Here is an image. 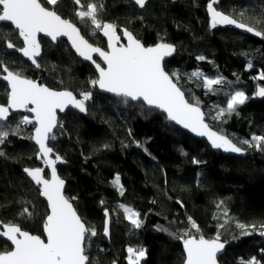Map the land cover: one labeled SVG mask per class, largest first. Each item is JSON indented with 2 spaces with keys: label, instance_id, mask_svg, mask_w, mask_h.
<instances>
[{
  "label": "trees",
  "instance_id": "obj_1",
  "mask_svg": "<svg viewBox=\"0 0 264 264\" xmlns=\"http://www.w3.org/2000/svg\"><path fill=\"white\" fill-rule=\"evenodd\" d=\"M40 2L75 23L89 42L106 47L98 30L75 15L80 6L73 0H59L56 5ZM88 2L81 0V5ZM100 2L104 6L100 18L117 25V33L126 28L146 46L168 42L176 47L173 57L164 62L165 70L178 73V85L188 101L198 102L209 125L244 148L245 155L213 151L142 102L100 93L90 83L96 80L93 68L79 60L64 40L53 44L40 38L37 62L42 75L16 49L5 46V39L17 49L22 42L10 25L0 24L4 66L33 80L41 77L49 87L70 90L80 98V93H92L84 113L67 110L59 116L55 139H49L62 158L57 169L66 181V195L86 226L97 233L87 242L91 264H127L128 247L146 250L140 264H183L182 241L168 232L189 228L188 217L199 228L193 235L213 238L220 233V241L226 242L218 257L220 264H241L253 257L264 264V235L259 227L264 224V145L257 149L242 144L253 135L264 136V98L255 97L256 87L264 86L259 79L264 73V38L211 27L210 0H147L144 8L133 0ZM214 7L239 22L253 24V17L264 19V0H218ZM201 56L205 59H198ZM194 71L210 79L222 77L223 83L209 91L202 79L190 78ZM237 91L248 97L245 102L235 112L216 118L218 108H226ZM7 93L6 84L0 81V104L7 102ZM23 116L29 115L11 113L7 121H0L9 131L0 143V220L42 236L47 205L23 171L40 166L30 138L33 123L15 131ZM117 176L123 194L113 183ZM120 205L140 213V228L131 224ZM25 208L29 214H22ZM106 219L108 236L103 234ZM237 222L256 228L242 235ZM10 248L0 239V252Z\"/></svg>",
  "mask_w": 264,
  "mask_h": 264
},
{
  "label": "snow or ice",
  "instance_id": "obj_2",
  "mask_svg": "<svg viewBox=\"0 0 264 264\" xmlns=\"http://www.w3.org/2000/svg\"><path fill=\"white\" fill-rule=\"evenodd\" d=\"M46 2L56 5L59 0H46ZM73 2L80 6L75 12L80 22L94 26L95 30L103 32L108 38L109 51L94 47L81 35V30L76 24L62 18L54 10L44 7L40 0H0V22H10L23 44L17 49L15 44L5 39V46L18 50L35 67L39 68L37 57L41 54V46L37 34L44 33L53 41L58 37L67 36L79 56L95 64L99 77L90 81L93 86L98 85L100 89L107 90L117 96L142 101L149 107L162 109L166 112L168 119L182 124L198 135L207 136L214 148L234 153L245 151L227 136L212 131L205 123L204 113L198 106V102L189 103L185 99L184 92L178 87V73L169 74L164 70L162 61L174 51L173 45L158 43L155 46L145 47L132 32L125 28L123 35L127 38V44L117 46L120 40L117 35V25L104 22L100 18V12L104 7L100 0H91L86 5H81V0H73ZM133 2L140 8H144L147 0H133ZM217 3L218 0H210L207 3L211 27L235 25L257 37L264 38V19L253 17L252 19L255 20L253 24L239 22L230 15L218 11L214 7ZM240 16L243 18L244 13H240ZM0 39H4L2 32H0ZM93 53H97L102 58L106 67H102L93 60ZM198 59L205 58L201 56ZM248 66L251 68L253 65L249 62ZM0 71L6 73L0 78L6 81L10 88L7 93V105H0V121H7L10 110L27 109L28 112L34 113L36 126L34 135L30 138L39 145L37 158L44 160V163L51 168L50 179L43 175L45 168L23 169L36 185L41 186V195L46 197L50 208V213L46 215L43 224L46 242L41 236L23 231L14 223L3 224L0 222V227L6 229L0 232V239H5L13 246L12 250L0 252V264H91L90 257L86 255L87 242L97 233L94 227L86 226L82 222L72 203L65 197L63 192L65 181L59 178L55 167L61 157L56 155L55 159L50 158L53 149L47 146L46 140L55 139L51 133L57 127V110L64 111L67 106L72 105L84 112L86 111L85 102L91 98L92 93H80L82 98L76 99L71 91L52 90L36 80L26 78L20 71L9 70L7 66L3 65L2 60H0ZM193 77L202 79L203 86L209 91L213 89L214 85L223 83L222 77L210 79L199 71L192 72L190 78ZM259 79L264 80V73L260 74ZM256 95L264 97V87L259 88ZM247 98L243 91L235 92L228 99L226 108H218L216 118L223 117L226 112L228 114L235 112L236 106L243 104ZM29 105L32 107L29 108ZM32 123L33 119L23 116L15 131L18 132L21 125ZM5 127L6 124L0 123V143H3L9 135V131L4 130ZM242 144L262 149L264 136L253 135L251 139L243 140ZM113 183L120 186L119 176ZM120 187L121 194H123L122 186ZM222 204L223 201L217 207L220 208ZM119 207L123 209L126 218L135 228L141 227L140 213L125 205ZM22 214H29L28 209H23ZM223 214L227 217L226 208ZM105 215L108 216L107 210ZM187 220L189 228L181 233L168 232L164 228L160 230L168 232L174 239L182 241L185 254L183 264H218L217 255L225 248L226 243L220 242V233L217 232L213 238H205L203 235H199L197 238L192 234V229L199 233L198 225L191 217H188ZM227 223L228 220L225 221V224ZM225 224H221L220 227L223 228ZM236 226L241 229L242 235L250 234V230L256 228V225L246 226L238 222ZM259 227L262 230L261 235H264V224ZM104 234H108L107 226H105ZM126 251L128 254L127 264H140L146 255V250L143 248L128 247ZM112 264H116V262L113 261ZM241 264H259V261L253 257L249 261H242Z\"/></svg>",
  "mask_w": 264,
  "mask_h": 264
},
{
  "label": "water",
  "instance_id": "obj_3",
  "mask_svg": "<svg viewBox=\"0 0 264 264\" xmlns=\"http://www.w3.org/2000/svg\"><path fill=\"white\" fill-rule=\"evenodd\" d=\"M41 4H42V3H41ZM42 5H43V4H42ZM43 6H44V5H43ZM44 7H46V6H44ZM46 8H48V7H46ZM49 9H50V10H53V9H51V8H49ZM56 13H57V12H56ZM57 14H58V13H57ZM208 14H209V13H208ZM58 15H59V14H58ZM61 17H62V16H61ZM209 17H210V14H209ZM62 18H63V17H62ZM210 20H211V18H210ZM72 23H73V22H72ZM0 24H7V25H10V26L15 30L14 26L11 25L10 22H0ZM74 24H75V23H74ZM76 26H77V25H76ZM217 26H221V27H226V28L235 29V30L240 31V32H247L246 30H244V29H240V28L236 27L235 25H217ZM77 27H78V26H77ZM128 31H129V30H128ZM130 32H131V31H130ZM98 33L100 34V36H101V37L105 40V42H106V47H105V48H102V47H100V46L94 45V44H92V43L89 42V41H88V42H89L90 44H92L94 47H99V48H101V49L104 50V51H109V48H108V38L103 34V32L98 31ZM81 35H82V33H81ZM117 35L120 37V40H119V43L117 44V46H120V45H126V44H127V38L123 35V30L121 31L120 34L117 33ZM133 35H134V34H133ZM134 36H135V35H134ZM19 38H20V37H19ZM40 38L48 39V40H49L50 42H52L53 44H55L56 42H59V41H61V40H64V41L67 43V45L70 47V49L72 50L73 54H74L79 60H81L82 62H84V63H86V64H88V65H90V66L93 68V70L95 71V74H96V79H98V77H99V72H98V70L96 69L95 64H93L91 61L85 60L83 57L79 56V54H78V53L75 51V49L72 47V45H71V41L68 39L67 36L58 37L57 40L53 41V40L51 39V37L47 36L46 34H44V33H38V34H37V39H38L39 43H40ZM84 38H85V37H84ZM135 38L138 39L136 36H135ZM85 39H86V38H85ZM20 40H21V42H22V39H21V38H20ZM86 40H87V39H86ZM138 40H139V39H138ZM140 42H141V41H140ZM141 43H142V42H141ZM158 43H165V44L173 45V44L168 43V42H158ZM158 43H156V44H158ZM142 44H143V43H142ZM156 44H154V45H149V46H146V45H144V44H143V45H144L145 47H150V46H155ZM22 46H23V44H22ZM40 46H41V43H40ZM173 46H174V45H173ZM41 51H42V46H41V48H40V53H41ZM175 51H176V47L174 46V51L171 53V55L166 56V57L163 59V61H162V66H163V68H164V62H165L166 60H169L171 57H173ZM17 53L19 54V56H20L23 60L28 61V62H29V63H30V64H31L36 70L40 71L42 75L45 74V73L41 70L40 67H39V68L35 67V66L31 63V61H29L28 58L24 57V56L22 55V53H20L18 50H17ZM40 55H41V54H40ZM92 56H93V60H95L96 63H99L102 67H106L105 62L102 60V58L99 57V55H98L97 53H93ZM39 57H40V56H39ZM39 57H37V60L39 59ZM37 63H38V62H37ZM9 70H10V69H9ZM164 70H165V68H164ZM165 71H166V70H165ZM166 72H167V71H166ZM167 73H168V72H167ZM3 75H6V73L2 72V75H1L0 77H2ZM26 78H27V77H26ZM35 80H36L38 83H41V84L47 86L48 88H50V89H52V90H55V91H63V90H65V89H54V88L49 87L47 84H45V83L43 82V80H42L41 77H39V78H37V79H35ZM0 81L3 82L4 84H6V86H7V88H8V92H9V91H10V88H9L8 83H7L6 81H4L2 78H0ZM174 82H175V81H174ZM96 87H97V89L99 90L100 93H102V94H106V95H108V96H110V97H113V98H123V99L129 100L130 102H138V100H137V101H134V100H131L130 98L117 96L116 94L111 93V92H108L107 90L100 89L98 85H96ZM178 87H179V85H178ZM261 87H264V86H257V87H256V90H255V97H256V98H259V99L264 98V97H261V96L256 95L258 89L261 88ZM67 91H70V90H67ZM181 91H182V90H181ZM72 93H73V92H72ZM73 95L76 97V99H81L79 96L75 95L74 93H73ZM185 99H187L186 96H185ZM187 100H188V99H187ZM140 102H142V101H140ZM7 103H8V99H7V102H6L5 104H0V105H5V106H6ZM142 103L144 104V106H145L146 108H148V109H152V110H155V111H158V112H160L161 114H163L164 117H165V118H166V119H167V120H168V121H169L174 127L178 128L179 130L185 132L186 134L190 135L191 137H193V138H195V139L202 140V141L206 142V144H207V145H208L213 151H218V152H221V153H223V154H225V155H233V156H235V155H236V156H244V155H245V152H242V153H234V152L225 151V150H223V149H217V148H214V147L212 146V144H211V141L207 138V136H201V135H198L197 133L192 132L190 129L185 128L182 124H179V123H177L176 121H172V120L168 119L166 112H164L162 109H158V108H154V107H149V106H147L144 102H142ZM189 103H192V102L189 101ZM31 107H32V105H29V108H31ZM85 107H86V105H85ZM200 108H201V107H200ZM67 110H73V111H76V112H78V113H80V114L85 112V111H84V112H81L78 108H76V107H74V106H72V105L67 106V107L64 109V111H60V110L58 109L57 112H56V115H57V127H55V128L53 129V132L51 133L52 136L54 135V133L56 132V130H57L58 126H59V121H58L59 116H60V115H63ZM201 111L204 113V111H203L202 108H201ZM18 112H23V113L29 115L31 119H33V129H32V132H31V136H33V135H34V132H35V126H36V123H35V120H34V113H30V112H28L27 109L10 110V114H11V113H18ZM9 116H10V115H9ZM204 120H205V123H207V124L209 125V123H208L207 120H206V115H205V113H204ZM209 128H210L212 131L217 132L219 135H223V134L219 133L218 131H216L215 129H213L210 125H209ZM224 136H226V135H224ZM227 138L230 139L228 136H227ZM49 139H50V138H49ZM49 139L46 140V144H47L48 147L51 148V146L49 145ZM230 140H231V139H230ZM232 142H233V141H232ZM31 143L36 147V149H37V153H38V151H39V145H37L33 139H31ZM233 143H234V142H233ZM234 144H235V143H234ZM236 145H237V144H236ZM237 146H238V145H237ZM238 147H239V146H238ZM56 155H58V154L55 153L54 150H53V152L50 153V158H51V159H55V156H56ZM38 161H39V164H40V166H38V167L45 168V173H46V174H45V173L43 174L44 177L47 178V179H50V178H51V168L48 167V166L44 163V160H42V159H38ZM61 162H62V158H61L60 161H57V162H56L55 167H56L57 175L59 176V178L65 181V179H63V178L61 177V175L59 174L58 169H57L58 165H59ZM33 168H36V167H33ZM33 168H29V169H33ZM24 173H25V172H24ZM25 175L27 176L26 173H25ZM27 178L32 182V184L34 185V187L38 189V191H39V195H40V198H41V199L46 203V205H47V211H48L47 214H49V213H50V208H49V205H48V202H47L46 197H43V196L41 195V186L36 185V184L31 180L30 177L27 176ZM65 188H66V181H65V184H64L63 192H64L65 197L68 198V196H67L66 193H65ZM68 199H69V198H68ZM69 201H70V203H72L70 199H69ZM72 205H73V204H72ZM73 208H74V206H73ZM74 209H75V208H74ZM75 211H76V210H75ZM76 212H77V211H76ZM77 215L81 218V216H80L78 213H77ZM45 219H46V217H45ZM81 220H82V218H81ZM0 222H2V221L0 220ZM44 222H45V221H44ZM82 222H84V221L82 220ZM2 223H3V224H7V223H4V222H2ZM85 225H86V224H85ZM105 226H107V228L109 227V220H108V219H106V221H105ZM105 226H104V229H105ZM5 230H6V229L0 227V232H3V231H5ZM23 231H24V230H23ZM30 234H31V233H30ZM103 234H104V230H103ZM33 235H34V234H33ZM104 235H105V234H104ZM105 236H108V234L105 235ZM41 238L44 239L45 242H46V234H45V232H44V229H43V234H42ZM197 238H198V237H197ZM2 240H4L5 242H7L5 239H2ZM220 242H221V241H220ZM7 243L11 246V248H10L9 250H12V247H13V246L10 244V242H7ZM221 243H223V242H221ZM182 248H183V245H182ZM225 248H226V245H225ZM225 248H224L220 253H218V255H217V262H218V264H220L219 261H218V257L221 256V255L223 254V252L225 251ZM9 250H7V251H9ZM183 253H184V251H183ZM184 258H185V254H184Z\"/></svg>",
  "mask_w": 264,
  "mask_h": 264
},
{
  "label": "built area",
  "instance_id": "obj_4",
  "mask_svg": "<svg viewBox=\"0 0 264 264\" xmlns=\"http://www.w3.org/2000/svg\"><path fill=\"white\" fill-rule=\"evenodd\" d=\"M187 229H188V228L177 230L176 233H181V232H183L184 230H187ZM259 230H260V229H259ZM259 230H256V231H259ZM193 231H195V229H192V234H193ZM134 248L138 249V247H134Z\"/></svg>",
  "mask_w": 264,
  "mask_h": 264
},
{
  "label": "rangeland",
  "instance_id": "obj_5",
  "mask_svg": "<svg viewBox=\"0 0 264 264\" xmlns=\"http://www.w3.org/2000/svg\"><path fill=\"white\" fill-rule=\"evenodd\" d=\"M30 117V116H29ZM130 208V207H129ZM124 213V212H123ZM125 214V213H124ZM126 215V214H125Z\"/></svg>",
  "mask_w": 264,
  "mask_h": 264
}]
</instances>
